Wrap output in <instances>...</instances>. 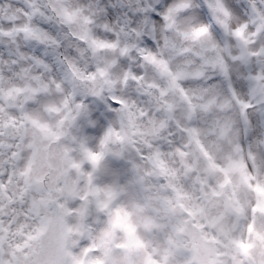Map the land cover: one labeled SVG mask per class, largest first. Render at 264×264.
Masks as SVG:
<instances>
[{
	"label": "clouds",
	"instance_id": "9594fccd",
	"mask_svg": "<svg viewBox=\"0 0 264 264\" xmlns=\"http://www.w3.org/2000/svg\"><path fill=\"white\" fill-rule=\"evenodd\" d=\"M0 264H264V0H0Z\"/></svg>",
	"mask_w": 264,
	"mask_h": 264
}]
</instances>
